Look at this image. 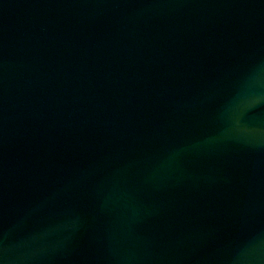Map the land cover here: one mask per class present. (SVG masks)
<instances>
[{
    "label": "water",
    "instance_id": "water-1",
    "mask_svg": "<svg viewBox=\"0 0 264 264\" xmlns=\"http://www.w3.org/2000/svg\"><path fill=\"white\" fill-rule=\"evenodd\" d=\"M0 264H264V0H0Z\"/></svg>",
    "mask_w": 264,
    "mask_h": 264
}]
</instances>
